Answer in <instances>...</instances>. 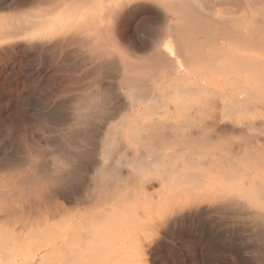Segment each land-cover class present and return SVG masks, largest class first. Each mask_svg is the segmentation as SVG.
I'll return each instance as SVG.
<instances>
[{
	"label": "bare ground",
	"instance_id": "obj_1",
	"mask_svg": "<svg viewBox=\"0 0 264 264\" xmlns=\"http://www.w3.org/2000/svg\"><path fill=\"white\" fill-rule=\"evenodd\" d=\"M133 1L138 7L162 10V18L158 22L162 26L161 35L150 47L165 53L169 59L168 68H164L162 75L152 80L160 85L144 87L142 82L126 90L128 99L124 100L128 103L123 109L130 114L136 112L134 116L128 115L129 119L123 114L128 121L118 116L121 119L112 123L106 118L109 116L107 113L108 116L103 114L104 117H100L102 113L100 116L98 113L102 106L95 102L83 107L85 110L82 109L84 112L76 122L80 125H76V135L82 144L88 143L92 137L88 131L91 124L96 125V121L108 122L99 141L98 156L94 157V150H73L75 152L68 157L71 168L64 175L50 179L46 177L47 174H41L46 178L39 175L32 180L36 184L47 180L55 187L73 185L76 195L80 194L77 190L83 186L79 191L84 189L86 194L82 193V197L72 196V203L80 208L82 206V211L86 212L88 208L108 203L114 193H119L124 200L128 198L130 194L126 184L130 180L131 188L138 191V196L157 198L156 182H162L167 174L168 181L167 175L163 178L168 182V192L163 194L164 198H180L177 201L173 199L175 202H165L169 212H176L177 215V212L192 208L214 215L229 212L234 220L231 224L233 228L240 227L242 232L249 235L244 239L253 257L246 260L263 264L264 0ZM20 17L16 15L15 21L10 20L13 17L8 21L6 19V22L3 20L5 26H0L1 31L17 34L23 26L22 30L38 22L33 19L26 22ZM119 91L122 94L124 90L120 88ZM141 106L147 110L143 115L139 112ZM80 161L83 164V161H87V168L82 169L78 164ZM179 166L180 170L177 169ZM20 190L16 192L23 193ZM12 199L0 200V222L18 224L24 236L22 231L6 233L5 238L3 233V236L0 235L1 264H56L59 257L70 254L63 249L62 243L56 241L58 239L53 236L48 218L36 211L34 206L39 204L37 201L30 202L29 198H24L22 208L16 209L11 204ZM50 204L54 206L55 214H62L63 204L57 201ZM104 210L102 207L90 214L92 223L98 220L94 230H102V227L104 229L109 225L110 221L108 225L102 224L101 229L98 227ZM83 217L76 224L79 227L76 228L77 232L72 224L74 228H70L72 230L65 238L76 237L77 241L84 243V238L92 236L94 230L88 226L90 222L84 221L87 216L85 219ZM1 223L0 232L4 229ZM87 226L92 230H84ZM109 228L111 226L107 230ZM102 231L101 236L104 234ZM98 235L95 233V236ZM22 236L24 239L31 237L37 243L36 247H31L33 253L30 257L26 252L23 254ZM24 255L29 258L25 260Z\"/></svg>",
	"mask_w": 264,
	"mask_h": 264
},
{
	"label": "rangeland",
	"instance_id": "obj_2",
	"mask_svg": "<svg viewBox=\"0 0 264 264\" xmlns=\"http://www.w3.org/2000/svg\"><path fill=\"white\" fill-rule=\"evenodd\" d=\"M59 1L0 0V26H5L3 20L10 17L15 21L16 15L26 22L38 20L37 25H27L22 30L23 26L17 34L0 29V200L14 198L10 201L16 209L22 208L24 198L39 203H34L36 211L48 218L56 241L71 254L66 255L68 258L59 257L56 264H262L246 260L253 257L246 245L249 235L240 227L241 234L233 228L229 212L217 213L222 216L195 208L177 215L169 212L165 202L180 198H164L168 192V182L164 180L167 174L162 178L165 183L156 182L157 198L146 200L138 196L130 180L126 184L128 198L124 200L114 193L111 201L86 212L72 203V196L86 194L84 189L79 191L83 186L76 195V188L70 184L55 187L47 180L42 184L33 182L34 176L44 178L42 175L47 174V178L53 179L64 175L71 168L68 157L73 150H94V157L98 156L99 141L108 122L91 124L88 131L93 138L83 145L76 135L77 117L84 112L83 107L95 102L102 106L96 112L100 111L99 116L102 113L100 117L113 113L106 117L108 121L118 122L122 117L127 120L128 115L134 116L136 112L124 110L128 103L126 90L142 82L144 87H157L160 84L153 83L154 79L169 64L165 53L150 48L161 35L159 8L138 7L133 0ZM20 18L17 20L22 21ZM120 88L124 97L120 91L121 95L118 94ZM141 107L139 112L143 115L147 110ZM80 162L82 169L87 168V161ZM159 188L163 189L159 192ZM50 200L63 204L61 215L54 213ZM102 207L106 211L97 225L100 229L102 224L109 225L102 227L103 231L94 230L98 220L92 223L90 214ZM82 215L87 216L84 221L90 222L87 224L94 230L92 236L90 231L84 243L76 237L65 238L74 227L77 232L76 224L81 222ZM1 222L3 238L13 231H22L24 236L18 224ZM89 227L84 230H92ZM35 244L33 238H23V254L30 257ZM23 258L19 257L24 261Z\"/></svg>",
	"mask_w": 264,
	"mask_h": 264
}]
</instances>
